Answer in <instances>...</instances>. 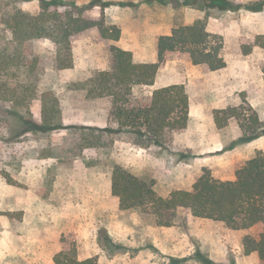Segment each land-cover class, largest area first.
Instances as JSON below:
<instances>
[{"label": "rangeland", "instance_id": "374dc122", "mask_svg": "<svg viewBox=\"0 0 264 264\" xmlns=\"http://www.w3.org/2000/svg\"><path fill=\"white\" fill-rule=\"evenodd\" d=\"M64 1L90 5L86 15L96 20L104 17L121 29L122 38L103 40L97 30L77 36L72 43L74 67L62 71L55 67L57 49L52 43L43 39L32 43L39 59L38 95L52 92L58 97L66 128L14 140L9 126L0 128V264H55L65 243L75 245L79 260L93 258L97 264H264L244 248L246 236L259 239L260 227L233 231L182 210L174 226L161 228L148 216L122 211L111 191L115 165L152 184L159 196L168 197L174 191L191 190L205 170L214 179L234 181L253 155L264 152V135L247 142L236 119L223 129L213 119L215 110L240 107L249 116L251 108L264 131V19L261 37L248 39L242 33L237 42L216 34L224 45L226 64L230 61L225 72L195 66L187 55L175 53L153 86L134 89V95L142 97L183 81L194 107L190 128L183 131V149L180 143L166 150L142 149L122 139L111 152L88 149L76 157L71 152L75 136L69 134V127H117L110 117L109 100H92L73 88L96 72L110 70L112 45L131 52L136 62H154L157 38L176 27L207 18V28L212 21L229 29L236 26L238 31V25L258 22L248 18L253 12L246 9L198 10L183 5L185 0ZM4 7L33 14L39 10V1L0 0V8ZM258 13L264 15V10ZM246 47L252 56L243 54ZM2 105L11 109L9 103ZM31 114L39 123L40 99L33 102ZM10 121L18 127L15 118ZM20 132L18 127L16 133ZM106 239L114 246L106 245Z\"/></svg>", "mask_w": 264, "mask_h": 264}, {"label": "trees", "instance_id": "16d2710c", "mask_svg": "<svg viewBox=\"0 0 264 264\" xmlns=\"http://www.w3.org/2000/svg\"><path fill=\"white\" fill-rule=\"evenodd\" d=\"M38 1L39 10L33 14L17 7L0 8V128L4 124L9 126L13 140L28 133L47 134L66 128L58 97L52 92L38 95L39 59L32 49L35 40H47L56 47L54 64L62 71L74 67L72 43L77 36L97 30L103 40L118 42L122 37L121 29L109 25L104 17L90 19L86 15L90 5L79 7L64 0ZM183 5L198 10L246 9L253 13L264 10L263 2L243 6L231 0H185ZM156 46V62L138 63L131 52L112 45L110 70L96 72L87 80L73 84L74 90L85 92L89 99L109 100L110 117L117 124V127H69V134L75 136L71 150L74 156L88 149L111 152L122 139L142 149L166 150L172 146L175 134L187 129L190 97L185 85L159 88L142 97H136L134 89L153 86L159 71L175 53L187 55L195 66L220 71L227 66L222 54L224 45L218 35L208 32L205 18L176 27L170 35L159 36ZM250 53L251 48L246 47L244 54ZM262 73L264 76V67ZM38 99L41 101L39 123L31 114V106ZM2 103L11 104V109H5ZM250 112L248 116L240 107H229L216 110L213 119L218 129L236 119L243 140L248 142L264 135L259 118L253 109ZM11 118L17 120L20 133H16L18 127L13 126ZM111 191L122 211L148 216L161 228L174 226L182 210L195 218L222 223L233 231L260 227L259 239L246 236L244 248L246 254L256 253L264 262V152L253 155L238 170L234 181L214 179L205 170L191 190L174 191L168 197L159 196L152 184L115 165ZM106 241V245L114 246L111 240ZM55 264H97V261L79 260L75 245L65 243L55 257Z\"/></svg>", "mask_w": 264, "mask_h": 264}, {"label": "crops", "instance_id": "0c3cea01", "mask_svg": "<svg viewBox=\"0 0 264 264\" xmlns=\"http://www.w3.org/2000/svg\"><path fill=\"white\" fill-rule=\"evenodd\" d=\"M231 1H235L237 3H244V2H252L254 0H231ZM195 12L198 15V11H195ZM196 14H195V16H196ZM249 14L250 15H248L249 16L248 18L250 20H252L253 22H258L257 25H253V26L238 25V31H237L236 26H233V29H229V28L225 27L224 24H222V23L215 24L212 21H210V23L208 24L207 30H208V32H210L212 34H215V35L216 34L223 35L227 41L228 40H237V42H238L239 41L238 38H241L243 36L242 33H246L247 35H249L248 39H252V38H254L256 36L257 37L263 36V32L261 30L262 26L260 24H261L262 20L264 19V15H262L261 13H249ZM196 17H197V19L199 18V16H196ZM200 19H202V18H200ZM164 35H170V33H167V34H164ZM156 44H157V42H156ZM156 49H157V46H156ZM243 54H244V52H243ZM252 55H253V52L251 50V53L249 55H247V57L252 56ZM155 59L157 61L158 55L156 56ZM156 61H154V62H156ZM154 62H146V61H144V62H138V63H154ZM166 64H165V66H166ZM227 64L230 65V61H227ZM165 66H164V68H165ZM164 68H162L159 71V75L163 72ZM228 68L229 67H227L226 69L224 68V70L222 69L220 71L221 72H225ZM157 82H158V79H157ZM170 85L171 84L165 85L163 87H167V86H170ZM172 85H183V81L182 82L173 83ZM193 108L194 107L191 104L190 105V120L191 121H192V117H193ZM223 109H225V108H222L220 110H223ZM190 123L191 122L189 121V126H190ZM189 126H188V129L190 128ZM173 143L174 144L180 143L181 144V149H183V131L182 132H178V133L175 134Z\"/></svg>", "mask_w": 264, "mask_h": 264}]
</instances>
